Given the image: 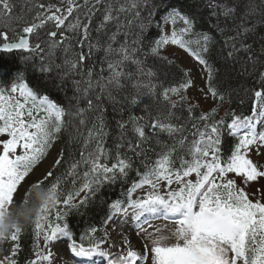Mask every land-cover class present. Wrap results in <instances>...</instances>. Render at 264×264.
Masks as SVG:
<instances>
[{"label": "snow or ice", "instance_id": "snow-or-ice-1", "mask_svg": "<svg viewBox=\"0 0 264 264\" xmlns=\"http://www.w3.org/2000/svg\"><path fill=\"white\" fill-rule=\"evenodd\" d=\"M65 2L68 5L66 9L40 4L33 20L28 22L19 33L13 30V34L9 35L8 32L0 31L2 50L7 52L29 50L28 36L37 33L38 29L49 23L57 30L48 32V36L52 39L50 48H55L58 44L55 39L58 32L63 38L67 17L74 10L79 9L74 0H65ZM141 3L148 5L146 17L148 24L152 22L157 10L164 7L162 19L165 24L171 23L173 26L171 35L165 34L155 41V46L151 48L153 54H158L159 49L165 44H178L204 66L209 74V81H212L214 72L210 61H214L217 57H224L226 65L231 58L234 64L236 53L242 51L247 54V60L251 61L253 68L260 62L252 45L245 42L256 28L255 24L249 26V18L256 13V9L252 6H249L244 16L240 17V24H235V8L222 9L225 27H228V20L232 19L235 24V34L230 35L217 24V28L227 37L221 50L217 52L214 38L207 33L196 34L198 39L195 41L185 39L193 34L196 23L192 12L193 5L188 0H159V3L154 0H132L127 8L121 6L118 11L138 9ZM134 15L139 17V12H134ZM114 18L109 7L105 10L101 27ZM0 19H14L10 0H0ZM177 21L181 25L179 30L175 27ZM148 24L142 23L141 29H146ZM67 28L73 31L82 28L84 38H87L88 24H81L77 20L75 24L67 25ZM112 39H115V35ZM193 43L197 45L196 48L192 47ZM35 47L38 49L40 45L37 44ZM225 48L230 50L225 52ZM260 51L264 54V41H261ZM117 53L121 58L108 62L110 75L106 80L97 81L96 84L101 93L106 94L108 99L113 101L115 100L113 91L123 87L121 77L125 73L120 70L121 64L132 59L130 50L126 46H122L119 50L112 49L111 46L107 49L108 55ZM85 59L86 57L81 53L75 62L67 63L74 69ZM133 62L140 64L139 61ZM23 71L16 72L6 85L0 86V136L8 137L0 140V149H2L0 150V215L13 202V194L18 185L46 154L55 134L61 130L62 118L66 115L63 107L53 102L48 95L42 94L45 91L44 85L37 84L32 87L24 82ZM48 71L51 69L41 68V72ZM86 75L89 77L87 88L79 89L77 82V90L83 91L84 94L93 87L92 72L89 71ZM154 75L151 70L147 72L149 77ZM260 76L261 90H253L252 114L249 116L233 114L230 123H226L224 119L202 125L193 122L191 127L195 131L192 133L191 141L183 136L186 130L184 126L177 127L159 118L151 123L150 126L154 130L158 129L170 136L180 133L181 139L178 143L183 154L174 156L175 147L160 152L158 159L150 167L146 164V170L143 173L138 172L140 179L128 189L126 199L124 201L118 199L111 204L110 214L104 220L107 225L114 217L120 218L122 224L134 227L137 236L150 242V248L146 243L143 253H138L129 247L126 252L113 254L102 247L106 239L92 238V234L96 233L97 229L92 228L90 233H86L88 240L85 243L84 236L79 242L73 238L67 223L63 226L60 223H51L48 209L60 203L57 192L59 177L55 178V182L48 187L50 206L46 202L35 217L34 230L37 238L43 236L45 248L50 242L57 241L61 237L66 238L69 253L77 259L78 264H96V257L100 258L101 264H143L148 259L149 253L151 264H264V202L260 199H250L245 189L237 184V178L244 185L264 178V168L255 164L248 156L253 146L257 150L264 147V131H257V124H264V72H261ZM190 83L191 81H187L176 87L164 89V98L167 100L169 93L181 92ZM145 86L149 91L154 87L150 83ZM209 91L213 97L219 96L223 100V95H220L211 83ZM87 103L89 108L93 107L91 99ZM132 103H136V100L133 99ZM171 106L175 107V104ZM83 111L77 110L76 115L82 116ZM97 119L100 120V124L93 125L88 131V140L85 141L87 147L89 141L95 139V149L87 151V155L82 153L80 160L70 165L68 175H75V170L81 163L87 165L88 170L83 173L80 188L74 193H69L62 201L69 209L78 207L73 203L75 196L84 192L85 196L80 201V206L87 204L89 198L95 195L101 186L127 177L128 170L132 166L131 159L121 153L120 143L116 145L114 156L103 147L105 125L102 115ZM198 119L207 121L210 117L202 114ZM84 123L82 118L80 124ZM132 123L139 142L133 144L129 141L127 146L134 154L144 155V150L141 149V144L147 140L144 126L139 125L135 120ZM118 127L124 129L125 124L118 122ZM225 134L236 138L237 142L234 147L229 148V155L222 156L221 145ZM18 148L22 149L19 155L16 154ZM137 149L140 151L137 152ZM62 159L63 156L55 161L56 166L60 165ZM109 159L115 162L109 164ZM193 174L196 179H188ZM229 174H234V178H230ZM52 176L53 173L49 171L47 177ZM162 183L167 189L163 194L159 190ZM173 183L178 185L176 189L171 187ZM40 186L38 182L33 187ZM145 186H148L150 191L143 197L133 199L132 193L137 188ZM64 216L65 213L60 211L55 214L57 220L64 219ZM158 219L173 221L177 225L172 233L174 242H168L170 238L166 236H155L145 227V225L151 227L150 222ZM154 231L159 233L161 229L156 228ZM20 233L21 228H14L8 238L17 241ZM18 248V244L14 245L13 255ZM35 257L36 259L30 261V264H44V262L52 264L51 251H36ZM5 260L8 264H15L9 257H5ZM0 264L5 262L0 261Z\"/></svg>", "mask_w": 264, "mask_h": 264}, {"label": "trees", "instance_id": "trees-1", "mask_svg": "<svg viewBox=\"0 0 264 264\" xmlns=\"http://www.w3.org/2000/svg\"><path fill=\"white\" fill-rule=\"evenodd\" d=\"M79 1V9L74 10L65 21L63 38L58 32L55 38L58 44L55 48H50L52 39L48 36V32L57 30L49 23L38 29V34L33 33L29 36V52L0 53V86L6 85L16 72L24 70V82L32 87L37 84L44 85L45 91L42 94L48 95L66 112L62 118L61 130L55 134L53 139V141L60 140V157L63 156L60 165H55L52 168L53 176L41 182L40 187L28 189L12 211L11 225L14 228L18 227V223L25 225L21 228L19 235V248L13 255L12 260L15 264H30V261L36 259L35 252L43 251L42 237L37 238L35 234V219L28 223V217L34 213V209L40 204L42 198L45 203L47 202L48 187L55 182V178H60L57 187L60 203L55 207H49L50 222L57 220L55 214L60 211L65 213L61 222L67 223L73 238L78 242L84 236L85 243H87L86 233H90L92 228L97 229V232L92 234L93 239L104 238L106 226L104 220L110 214L111 204L118 199L121 201L126 199L128 189L140 179L138 172L143 173L146 170V164L150 167L162 151L175 147L174 156L183 154L178 143L181 139L180 133L170 136L166 132L154 130L150 126L151 123L159 118L161 121L170 122L177 127L184 126L186 130L183 136L191 141L192 133L195 131L191 127L193 122L202 125L224 119L226 123H230L233 114L249 116L253 105V90H261L260 73L264 72V54H261L260 51L261 41H264V0H188L193 5L192 12L195 15L196 23L193 34L185 39L195 41L198 39L196 34L207 33L214 38L213 42L217 52L221 50L227 39L224 33L217 28V24L220 25V28H224L225 32L234 35L235 24L241 23L240 17L244 16L248 7L252 6L256 9V13L249 18V26L252 24L256 26L255 32L249 34L245 42L252 45L260 62L253 68L251 61L247 60V54L242 51L236 53L234 64L229 58L226 65L222 56L210 61L213 64L214 72L212 81L209 79L207 81V90L209 91L211 83L224 97L221 100L219 96L213 97L212 95L213 100L222 102L225 107L222 112H210L208 114L210 119L207 121L198 119L202 114L196 108H191V112H189L190 107H186L184 102H179L175 104V107H172V104L164 98V89L186 82V75L178 66L155 56L152 52L150 53V48L160 38L164 22L162 19L164 7L157 10L152 22L148 24L146 20L148 5L143 3L138 9L120 12L118 9L121 6L127 8L132 0ZM154 2L159 3V0H154ZM10 3L14 19H0V31L8 32L9 35L13 34V30L19 33L28 22L32 21L40 4L61 8V4L53 3V0H10ZM109 7H111L115 18L104 23L101 27L105 10ZM224 7L236 9L235 24L232 19H229L228 27H225V18L221 14ZM136 11L139 12V17L134 15ZM77 20L81 24H88L87 38H84L82 28L76 31L67 28V25L75 24ZM142 23L148 24L144 30L141 29ZM180 26V22L177 21L176 29L179 30ZM170 27L172 31L173 26L170 25ZM113 35H115L114 40L112 39ZM37 44L40 45L38 49L35 47ZM109 46L116 50L126 46L132 56V59L121 64L120 70L125 73L121 77L123 87L113 91L114 101L109 100L107 95L102 94L100 88L96 86L97 81L106 80L110 75L108 62L121 58L118 53L108 55ZM192 47L196 48L197 45L193 43ZM228 50L230 49H224L225 52ZM81 53L86 59L78 63L76 68H71L67 62H75ZM134 60L139 61L140 64L137 65L133 62ZM41 68H50L51 71L41 72ZM149 70L155 75L147 76ZM89 71L92 72L93 87L84 94L83 91L77 90V82H79V89L87 88L89 77L86 73ZM149 83L154 86L151 91L145 86ZM89 99L93 101L92 108L88 107ZM133 99L136 100V103H132ZM79 109L84 110L82 116L76 115ZM101 115L106 133L103 138V147L114 156L116 145L120 143L122 145L121 153L131 159L132 166L128 170L127 177L118 179L115 183H106L101 186L95 195L89 198L87 204L80 206V201L85 196L84 192L75 196L73 203L78 207L69 209L62 201L69 193H74L80 188L83 173L88 170L87 165L81 163L75 170V175H68L70 165L79 161L82 153L87 155V151L95 149V139L89 141L87 147L85 141L88 140V131L93 128V125L100 124V120L97 118ZM82 118L85 121L84 124H80ZM133 120L144 126L147 137V140L141 144L144 155L134 154L127 146L129 141L133 144L139 142V138L133 131ZM118 122L124 123L125 128L118 127ZM261 131H264V128ZM222 140L221 154L227 156L230 154L229 148L234 147L237 141L227 134ZM136 151L139 152L140 149ZM113 162L115 161L112 159L108 160L109 164ZM191 177L188 178L191 179Z\"/></svg>", "mask_w": 264, "mask_h": 264}, {"label": "rangeland", "instance_id": "rangeland-1", "mask_svg": "<svg viewBox=\"0 0 264 264\" xmlns=\"http://www.w3.org/2000/svg\"><path fill=\"white\" fill-rule=\"evenodd\" d=\"M79 2H80L79 0H74V3L76 5H78ZM53 3H60L62 9H66L68 6L65 0H53ZM170 24L171 23L165 24L163 22L160 31V38L165 34L171 35L169 29ZM151 52L152 51H150V53ZM154 55L178 66L185 73L186 82L191 81L190 85L187 88L183 89L181 92L168 94L167 100L171 104L184 102L186 107L196 108L201 114H207V115L210 112H212L213 109H215V111L222 112V109H224L225 105L220 101L213 100L212 94L207 90V81L209 79V74L205 71L203 65L199 64L198 61L194 60L190 54L183 52L182 50L175 47L173 44L169 43L163 45L159 49L158 54H154ZM16 95H18V93ZM181 97H183V99H181ZM262 125L264 124L258 123L257 127L260 128ZM7 138L8 137L4 135L3 139H7ZM21 152L22 149L18 148L16 154L19 155L21 154ZM60 153H61L60 140L55 139L52 142L50 148L46 151L44 157L40 161H38L36 165L33 166V170L30 172V174L18 185L17 190L13 194V202L11 203L10 206L6 208L3 214L0 215V227H3L6 224L9 225L13 207L15 206L16 203L19 202V199L23 197V195L28 191V189L33 187L38 182L41 183L46 178H48L47 173L51 171L52 168L54 167L55 161L60 157ZM248 156L253 160L255 164L264 168V147H261L259 150H257L256 147L253 146L252 150L248 153ZM229 177L234 178V174H229ZM237 184L238 186L243 187L245 189V191L249 194L250 199H254V200L260 199L261 202H264V178H259L257 181L250 182L248 185H244L237 178ZM171 187L173 189H176L178 185L173 183ZM159 190L161 191V194L167 191V189L163 187V183L161 184ZM142 191L143 189L137 188L132 193V198L136 199L137 197L143 195L144 191L143 192ZM55 223L57 222H54L53 224ZM121 225L125 226V224L121 223L120 218L114 217L113 221L108 223L106 227V233H107V235H105L106 243L102 245V247H104L107 251L113 254L126 252V250L129 248V243L123 238L124 236L122 234V231H124V228L121 227ZM176 226L177 225H173V224L155 223L152 224L151 227L148 226L147 229L149 232H153L155 236H160V235L166 236L170 238L168 242H174L175 238L174 236H172V233L174 232ZM156 228L161 229V231L159 233H156L154 231ZM133 230H135L134 227L130 226L128 232L131 233L133 232ZM42 241H44L43 238ZM12 242L16 244V241H12L10 238H7L2 243L10 244ZM67 243L68 241L64 237H61L57 241L50 242L47 248H45V242L42 243L43 252H48V251H51V253L53 252L52 264L54 259V250H53L54 245L67 244ZM132 243L136 244L134 247L138 246L139 249H141V253H143L144 245L146 243H148L149 248L151 247L150 242H147L142 238L139 240L133 239ZM99 259L100 258H98L96 261H100ZM4 262L8 264L7 260H5ZM44 264H47V262H44ZM143 264H151L150 253L148 255V259L144 261Z\"/></svg>", "mask_w": 264, "mask_h": 264}, {"label": "bare ground", "instance_id": "bare-ground-1", "mask_svg": "<svg viewBox=\"0 0 264 264\" xmlns=\"http://www.w3.org/2000/svg\"><path fill=\"white\" fill-rule=\"evenodd\" d=\"M121 227L124 228V231H122V234L124 236L123 238L129 243V247L132 250H135L138 253H141V249H139L138 246L134 247L136 244L132 243L133 239L139 240V239H141V237L136 235L135 230H133V232L129 233L128 229L130 226L128 224H125V226L121 225ZM127 227H128V229H127ZM145 227H148V225ZM14 245H16V244L13 242L10 244L9 243L8 244L7 243L6 244H4V243L0 244V261H5V257H9V258L11 257L12 249H13ZM53 250H54L53 264H75L74 262H71L70 259H68V258H70V253H69V250L67 248V244H55ZM67 253H68V255H67ZM98 258L99 257H96L95 259L97 260Z\"/></svg>", "mask_w": 264, "mask_h": 264}, {"label": "clouds", "instance_id": "clouds-1", "mask_svg": "<svg viewBox=\"0 0 264 264\" xmlns=\"http://www.w3.org/2000/svg\"><path fill=\"white\" fill-rule=\"evenodd\" d=\"M47 202L49 203L50 206L51 202L49 201V198H47ZM41 205H45L44 198L41 199L40 204L37 205V207L34 209V213L28 217V223L32 222L35 219V214L40 211ZM17 226L22 228L25 225L18 223ZM13 230L14 229L8 224L4 225L3 227H0V243H2L4 240H6L9 237Z\"/></svg>", "mask_w": 264, "mask_h": 264}, {"label": "water", "instance_id": "water-1", "mask_svg": "<svg viewBox=\"0 0 264 264\" xmlns=\"http://www.w3.org/2000/svg\"><path fill=\"white\" fill-rule=\"evenodd\" d=\"M13 51H24V52H26V51H28V50H12L11 52H13ZM0 52H7V51H3V50H2V46H0Z\"/></svg>", "mask_w": 264, "mask_h": 264}]
</instances>
